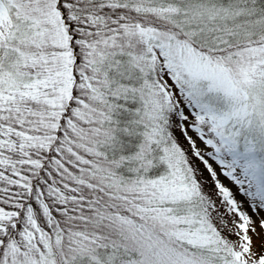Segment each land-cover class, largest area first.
<instances>
[{
  "label": "snow or ice",
  "instance_id": "snow-or-ice-1",
  "mask_svg": "<svg viewBox=\"0 0 264 264\" xmlns=\"http://www.w3.org/2000/svg\"><path fill=\"white\" fill-rule=\"evenodd\" d=\"M0 264H264V0H0Z\"/></svg>",
  "mask_w": 264,
  "mask_h": 264
}]
</instances>
